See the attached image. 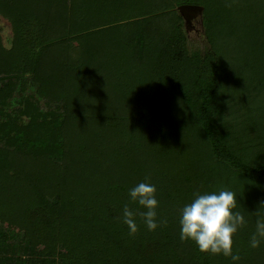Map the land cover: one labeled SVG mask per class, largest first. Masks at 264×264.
<instances>
[{"label":"trees","instance_id":"obj_1","mask_svg":"<svg viewBox=\"0 0 264 264\" xmlns=\"http://www.w3.org/2000/svg\"><path fill=\"white\" fill-rule=\"evenodd\" d=\"M183 3L202 6L203 40L189 42ZM227 13V0H0V264H234L179 238L178 209L218 188L247 221L236 264H264V241L248 244L264 213V12L243 87L226 78ZM43 161L73 169L64 195ZM146 176L167 224L137 216L129 235L122 205Z\"/></svg>","mask_w":264,"mask_h":264},{"label":"clouds","instance_id":"obj_2","mask_svg":"<svg viewBox=\"0 0 264 264\" xmlns=\"http://www.w3.org/2000/svg\"><path fill=\"white\" fill-rule=\"evenodd\" d=\"M127 196V202L122 205L120 219L127 226L129 235L137 231V216L149 231L158 225L167 224V219L159 216L157 212V186L147 176L129 187ZM130 203L143 210H134ZM236 204L237 194L228 188L193 192L191 199L178 209L180 240L192 241L199 251L213 255L222 254L236 264L240 257L233 251V237L247 223L243 213L237 210ZM259 205H264V200ZM262 241L264 213L258 211L248 244L256 248Z\"/></svg>","mask_w":264,"mask_h":264},{"label":"rangeland","instance_id":"obj_3","mask_svg":"<svg viewBox=\"0 0 264 264\" xmlns=\"http://www.w3.org/2000/svg\"><path fill=\"white\" fill-rule=\"evenodd\" d=\"M230 9V15L228 17L233 20L235 27H237L238 33H228L222 29V33H218L219 35V43L222 48L223 54L225 53L227 60L225 67L227 81L229 84H238L239 86L247 84L251 78V75L254 73L253 66L249 67L247 62V57L245 54L240 56L244 51H251V47L255 44L253 43V37L251 35L253 33H249L252 31V26L256 22V20L260 21V15L264 12V0H227ZM178 8V7H177ZM201 10H199L192 20V25H189L186 21V32L189 38V42H197L204 39L203 34V23L201 18ZM225 21V20H224ZM262 25V23H260ZM224 26V23H223ZM225 27V26H224ZM0 32L3 43L9 45V40L12 36V27L10 21L0 14ZM248 34L247 37L243 36V34ZM250 39V40H249ZM240 57V58H239ZM250 59V58H249ZM29 88V86H28ZM256 87H252L248 90L240 89L241 94L237 93L236 96H231L236 99L237 102L252 100L254 97V90ZM29 91V89H28ZM248 91V92H247ZM230 98V100H232ZM228 99V98H227ZM176 111V110H175ZM71 145L74 147V150H78L75 148V141H71ZM177 145V144H175ZM74 152V151H73ZM78 151H76V154ZM48 163V164H47ZM41 170L44 169L45 173H51L53 175V179L57 183V192L61 195H64L67 189H71L73 187V179L71 178L73 174V169L66 166L65 164L59 167L60 170H56L54 164L51 162H42ZM43 172V173H44ZM49 176V175H48ZM44 177V176H43ZM42 177V179H43ZM47 177V176H46ZM47 179H49L47 177ZM75 185V184H74ZM70 186V187H69ZM76 186V185H75ZM75 189V188H73ZM73 195H82L80 189H75L71 191ZM8 222L4 225L6 229L10 230L15 228L14 225H8ZM25 264H30L26 262ZM55 264H59V261ZM65 264H80L77 259H68Z\"/></svg>","mask_w":264,"mask_h":264},{"label":"water","instance_id":"obj_4","mask_svg":"<svg viewBox=\"0 0 264 264\" xmlns=\"http://www.w3.org/2000/svg\"><path fill=\"white\" fill-rule=\"evenodd\" d=\"M181 13L184 15L187 23L192 25V20L196 13L201 10L202 6L194 3H183L178 6Z\"/></svg>","mask_w":264,"mask_h":264}]
</instances>
